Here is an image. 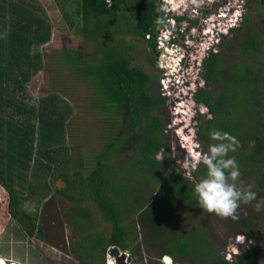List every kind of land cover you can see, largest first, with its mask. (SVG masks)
I'll return each mask as SVG.
<instances>
[{
	"label": "trees",
	"instance_id": "16d2710c",
	"mask_svg": "<svg viewBox=\"0 0 264 264\" xmlns=\"http://www.w3.org/2000/svg\"><path fill=\"white\" fill-rule=\"evenodd\" d=\"M27 1L0 0V184L10 194L9 210L15 221L27 232L36 229L34 216L22 208L24 198L35 197L36 191H29L20 200L17 188L28 185L32 189L39 175L48 178L52 171L62 173L70 167L78 190L56 191L55 195L62 196L76 211L93 203L100 222L111 227L110 235L105 237L91 223V233L79 244L78 253L74 251L79 264H105L107 251L112 247L135 256L144 247L152 255L170 256L177 264L250 263L253 255L260 254L255 245L246 246L234 261H227L212 247L213 242L203 228L183 232L178 222L179 211L195 200V184L189 182L183 170L170 167L168 157L157 160L165 147V127L155 111L165 104V99L152 89L150 77L132 66L128 58L136 50L132 44L125 43L108 52L103 50L102 58L96 62H89L79 52H65V63L72 67L77 78L89 79L94 84V96L105 114V125H111L103 131L104 143L95 158L85 162L76 155L77 159L72 160L65 137L70 111L61 107L60 97L48 94L29 106L24 99L29 84L44 69L43 56L37 50L52 37L50 24L38 15L37 6ZM158 1L112 0L108 4L106 0H72V3L77 7L76 16L83 20L85 38L108 42L113 33L102 30L104 23L99 25L106 18L118 19L122 8L130 14L128 25L124 26L135 25L128 33L145 41L154 32L156 13L161 11ZM95 22L99 30L93 32L89 26ZM243 30L240 28L238 32ZM244 43L246 49L254 40L244 38ZM147 44L156 51L154 39ZM201 77L205 87L196 90L193 97L210 115L198 118L196 138L205 147L212 130L236 137L239 147L229 152L228 157L234 156L239 169L256 178L257 189L264 194V74L253 80L252 72L246 68L225 73L219 57L211 54L202 63ZM212 86H220V90L215 92ZM259 101L261 106L257 110ZM119 116H125V121L119 125L121 136L114 138V126L118 125L115 120ZM128 139L130 156L114 164V152ZM193 173L201 180L206 167L201 164ZM45 184L48 186L47 179ZM47 186L41 193L43 197L52 194ZM84 212L80 211L77 226V218L71 222L77 232L84 229L85 221L88 224ZM255 223L240 220L234 228L252 236L257 228ZM137 226L144 229L141 243L133 241ZM38 230L42 233V229ZM87 250L90 255L85 257L83 252ZM95 255L102 261L93 259Z\"/></svg>",
	"mask_w": 264,
	"mask_h": 264
},
{
	"label": "rangeland",
	"instance_id": "374dc122",
	"mask_svg": "<svg viewBox=\"0 0 264 264\" xmlns=\"http://www.w3.org/2000/svg\"><path fill=\"white\" fill-rule=\"evenodd\" d=\"M223 1L227 2V0ZM30 2L37 6L36 12L38 15L50 24L52 37L48 44L39 47L37 50L43 56L44 69L29 84L24 99L27 100V105L29 106L31 103L37 104L41 97H46L48 94L60 97L62 101L61 107L70 111L65 124V137L72 160L77 159L76 155L85 160V162L95 158L104 143V140H102L103 131L110 128L111 125H105V114L99 109L98 102L94 96V84L89 79L77 78L72 67L67 66L65 63V52H79L89 62H96L103 56L101 51L108 52L111 48L117 49L122 44L130 43L136 47V50L128 55L132 66L143 70L150 77L152 89L155 90V93L158 92L165 99V104L158 107L155 111V114L161 117L165 127V147L158 153L157 160L168 157L170 167L183 170L189 182L196 184L199 179L195 177L193 172L199 169L201 165L194 167L196 157L199 154L203 155L208 152L209 146L217 143V141L209 137L208 142L206 141L207 143L204 145L205 147L199 143L196 138V122L201 116L203 108L192 102L191 91L185 97L186 89L184 86L176 89L175 86L171 85L169 89L163 90L162 78L164 77V71L162 66L166 59H161L162 55L160 57V53L155 55V51L147 44V38L143 41L128 33L129 31L131 33L135 25L131 24L130 28L124 26L126 23L128 25L127 19L130 17L126 9L122 8V17L120 16L118 19L116 17L114 19L106 18L99 25L101 27L104 23L103 26L105 27L102 30H110L113 33V38L105 42L102 39L85 38L83 20L81 17L76 16L77 7L75 3H72V0H29L26 3ZM191 2L200 5L203 2H207V0ZM221 2L222 0H215L213 6L208 5L202 18L220 8ZM241 3L245 6L246 13L243 22L238 24V27L244 30L238 32V29L230 32L226 37L217 38L218 45H215L210 53H216L219 57V65L225 73L231 72L232 69L241 70L246 68L252 72L251 78L258 80L264 74V4L261 0H241ZM158 6L161 9L160 20L166 24L167 17L166 12H164L166 8H164L162 0L158 1ZM189 6L190 4H186L183 7L189 9ZM193 9L191 6V10ZM68 14L69 16H67ZM200 21L191 24L196 25ZM99 27L96 22L91 23L89 30L98 31ZM158 28L156 27V30ZM200 31L201 27L196 35ZM184 34L187 35V31ZM248 37H252L254 44L244 49V38ZM204 53L200 51L197 56L195 54L193 57L200 61V65L204 56L205 58L209 56V52ZM173 58L176 57L172 56L170 60L172 61ZM188 65L191 66V64ZM200 69L201 67L195 66V71ZM166 70L171 74L168 68ZM196 84L197 88L203 87L201 82L198 84V80ZM185 85L188 86L187 83ZM212 89L217 92L220 90V86H212ZM179 90L180 92L177 93ZM176 95H179L182 100H176ZM260 103V101L256 102L257 110H260ZM174 109L179 112V115L173 113ZM198 110L201 112H198ZM207 113L210 112L207 110ZM209 115L205 117L207 118ZM191 116L193 118L189 119ZM190 120V127H188ZM115 121L118 125L114 126L113 137L119 138L121 136L119 125L120 123L124 124L125 116H119ZM113 137L111 138L112 140H114ZM182 138L188 140L184 145L180 142ZM190 140L192 144L189 143ZM129 144L130 140L128 139L123 142L122 146L117 147L112 159L114 164H119L128 158L130 152ZM193 145L199 148L196 149ZM69 169L70 167L62 173L52 171L48 178H45L44 175L43 177L39 175L40 179L34 181L32 189L28 185H25L23 189L17 188L21 193V196H19L20 200L28 196L30 194L28 193L29 191H36V193L32 192V194L36 195L35 197H29L28 200L24 198V201H22L23 211L33 215L35 218L36 229L31 231L32 233L27 232L12 217L9 210L10 194L0 184V258L2 260L11 261L14 264H79L76 259L77 248L83 242L82 240L87 237L88 232L91 233L89 231L92 226L91 223L96 225L98 232L103 233L105 237L110 235L111 227L100 222L99 212L93 203L86 204L83 208L76 211L75 207L62 196L55 195L56 191L74 193L78 190V183H76ZM240 173V179L237 181L238 185L241 182H243L244 186L251 185V190L257 194V201L264 198V194L257 189L256 178L245 172V170H240ZM45 179H47L48 186L45 184ZM45 186L52 189V194L43 197L44 194L41 193L45 191ZM257 201H253L252 205H242L238 210L239 218L232 220L221 219L215 214L204 212L194 200L192 205L181 208L178 222L185 233H189L195 228H203L213 242L212 247L229 261L228 258L230 256L228 254L232 250H237L238 253H243L245 250L243 248L242 252L240 247L232 243L238 236L244 235L237 228H234L236 222L240 220L254 221L257 228L253 235L248 236V238L251 241V245H255L260 254L253 255L252 260L248 264H264V210L260 212L254 210L253 205ZM33 204L35 205V211L26 210V205L31 208ZM159 208L160 205L158 203ZM80 211H85L84 214L88 217V224L85 221L84 229L77 232L71 222L78 217ZM134 223V221L129 222L131 225H134ZM77 224L78 218L76 219V226ZM39 228L42 229V233H39ZM143 231L142 226H137L135 236H133L134 242L141 243ZM74 251H76V254ZM89 252L88 250L84 251L83 256H89ZM127 253L131 257L133 264H152L150 262L152 257H157L156 262L153 264H161V260L164 258V256H159L158 254L152 255L151 250H147L144 247L139 255L135 256L130 252ZM231 254L233 256L231 261H234L236 256L233 253ZM1 259L0 261H2ZM93 259L102 261L101 257L96 255Z\"/></svg>",
	"mask_w": 264,
	"mask_h": 264
},
{
	"label": "clouds",
	"instance_id": "9594fccd",
	"mask_svg": "<svg viewBox=\"0 0 264 264\" xmlns=\"http://www.w3.org/2000/svg\"><path fill=\"white\" fill-rule=\"evenodd\" d=\"M106 1L108 4H111V2H112V0H106ZM175 1L177 2V4H176L177 7H175L171 4H170V6L173 8L172 9L173 10L172 12L174 14L173 17H175L176 22L179 24L181 21H188L190 23L192 22L191 19H189V17H188L191 13V6L193 8L197 7L199 10H201V8H202V10H205L204 12H206L208 5L213 6V3H211V1H209V0H207V2L201 3V5H197L196 3H191L189 6V9L186 11V8L183 7L184 6L183 0H175ZM236 1L232 0V6L230 7V9H234L236 7L238 8V5H237L238 2H236ZM227 2H228V0H227ZM227 2L222 0V2L220 3L221 7L218 8L217 10H215L214 13H218L221 8H224V5ZM238 11H239V13L237 15H234V13L232 15H229V16H232V18L233 17L236 18L235 25L230 27L227 33H221L219 38H221V36L226 37L228 34H230V32L236 31L239 29L238 24H241L243 22L244 16L246 13L245 12V6L243 5V7L241 9H239ZM179 12H182V15H177V13H179ZM204 12H203L202 17L204 16ZM214 13H210L207 16H211ZM197 21L198 20H196L195 22H197ZM165 26H166V24L162 23V21H161V25L159 26V28L157 30L155 29L154 32L151 33V35H153V38H151V39H154L155 43H156V51H155L156 55H158L159 51L157 49V42H156L154 35L157 34L159 32V30L161 28H164ZM191 26L192 25L190 24L187 30H189L191 28ZM201 33H202V37L204 38L205 33L203 34L202 30H201ZM204 40L206 41L205 38H204ZM215 45H218V42L212 46H210V45L204 46V45L198 43L197 46L192 47V50H191L192 52H191L190 56L186 55L183 58V60L187 64H191L192 69L195 70V66L201 67L200 70L196 71L198 73V76H197L195 83H194L195 88H191L189 90V92L191 91L190 93L192 95V102H195L193 96H194L196 90L200 89V87H198V88L196 87V85H197L196 81L198 80V84L201 82L202 86L205 87V83L201 77V72H202V63L206 59L204 56V58L201 60V65H200V61L196 60V62H195L193 57L195 56V54L197 56L198 52H200V51H203L205 53L209 52V56H210L212 54V53H210V51H213L212 48ZM198 47H199V49H198ZM213 55H216V53H213ZM203 87H201V88H203ZM195 103L198 104L197 102H195ZM198 105L201 108H203L202 112L200 110H198V112H201V115H208V113H207L208 109L203 105H200V104H198ZM173 113H178V112H176V110H175V111H173ZM192 118H193V116H191L189 119H192ZM195 122H196V117L194 118V126H195ZM210 136H211V139L214 141H217V143L210 145L208 152L203 154V155H200L198 152L199 155L196 157L194 167H198L200 164H203L206 167V175L204 178L199 180L194 185L193 196L196 200L197 205L204 212L215 214L216 216L220 217L221 219L237 220L239 218L238 217V210L240 209V207L242 205H252L253 201H257V194L251 190V185L244 186L243 182H241L238 185L237 181H239L240 176H241L239 164L236 161L234 156L228 157L229 152L237 151V149L239 147L238 139L236 137L232 136L230 133L222 132L220 130H212L210 133ZM193 137H195V136L193 135ZM183 141H184L183 138L180 139V142L183 143ZM183 145H184V143H183ZM25 207H26V210L35 211V205L34 204L31 206V208H29L27 205ZM253 207H254V210L256 212H260V211L264 210V198L258 200L253 205ZM236 240H237L236 241L237 244H240V250L241 251L246 246L251 245V241L249 240L248 236H246L245 234L243 236H238L236 238ZM239 240H241L242 242L240 243ZM113 248H115V247L108 249L105 264H108V261H111L110 259H108V258H111L109 251ZM116 249H118V248H116ZM119 252L121 253L122 251L119 250ZM231 253H233L234 256L240 254L237 252V250H232ZM165 256H167V255H165ZM167 257H169L172 260V264L175 263L170 256H167ZM111 259H113V258H111ZM113 260L116 261V264H117V260L116 259H113ZM3 261H4V264H14L11 261H6V260H3ZM229 261H231V260H229ZM175 264H177V263H175Z\"/></svg>",
	"mask_w": 264,
	"mask_h": 264
},
{
	"label": "built area",
	"instance_id": "2783aa9c",
	"mask_svg": "<svg viewBox=\"0 0 264 264\" xmlns=\"http://www.w3.org/2000/svg\"><path fill=\"white\" fill-rule=\"evenodd\" d=\"M162 2H163L164 8H166L164 12H166L167 23L164 28H161L159 32L154 35L156 42H157V49L160 53V57L162 55L161 59L163 60L166 59L165 57H167V55H171V54H174L176 57H178L177 62L173 64L174 66L173 69L174 70L176 69V70L175 72H172V74H169L170 72H168L164 68V66L166 65L165 64L166 61L165 62L162 61L164 62L163 63L164 65L162 66V69L164 71L163 73L164 77L162 78L163 90L165 91L169 89L171 85L175 86L176 89L182 88L184 86L186 89V93H188L191 88H195L194 83L198 76V73L194 69H192V67L189 66L183 60V58L186 55L190 56L192 52L191 51L192 47L197 46L198 43L204 46L209 45V43L207 44V42L202 37L201 31L199 32L198 35L196 34L200 27H201V30L203 31V34L206 33V31L210 27V24L213 25L214 22L210 23V21H212L214 18H216L219 21L218 25H221V21L225 22L223 27L229 26L230 28L233 25H235L236 18L234 17L232 18V16L228 18V13H226V11H229L230 7L232 6V0H228V2L224 5V8H221L218 13H214L211 16H206L205 18H202L203 12L205 11V10H202V8L201 10H199L196 7L193 10H191L190 15L188 16L189 19H191L192 21L191 23L195 22L196 20L198 21L201 20L196 25L191 24L188 21H181L180 24L177 23L175 20V17H173L174 15L172 12L173 8L170 6V0H162ZM214 2L215 0H211V3H214ZM237 2H238L237 4L238 8L241 9L243 7V4L239 3L240 1L238 0ZM237 13H239L238 10H237ZM177 15H182V12L177 13ZM190 24L192 26L189 30H187ZM180 26L182 27L180 28ZM205 27H207V29H205ZM229 28H227V31L229 30ZM184 31L185 32L187 31L188 34L185 35ZM220 35L221 33L218 34V36ZM183 37L185 38L183 39ZM151 38H153V35L148 36L147 40H151ZM186 83L188 84V86L185 85ZM179 92L180 90L177 91V93ZM228 256H230V258L228 259L231 260L232 255L229 253ZM120 257L126 258V261H125L126 264H133L132 259L127 252H121ZM128 260H130V263H128ZM114 262L116 264V261ZM167 263H172V260L169 257L165 256L161 260V264H167ZM108 264H113V262L108 261Z\"/></svg>",
	"mask_w": 264,
	"mask_h": 264
},
{
	"label": "bare ground",
	"instance_id": "6f19581e",
	"mask_svg": "<svg viewBox=\"0 0 264 264\" xmlns=\"http://www.w3.org/2000/svg\"><path fill=\"white\" fill-rule=\"evenodd\" d=\"M191 1H200V0H183V5L194 3V2H191ZM234 1H236V0H234ZM238 1H240L239 3H241V0H238ZM170 4L173 5V6H175V7H177L176 6L177 2L175 0H170ZM237 10H239V8L236 7L234 9H230L229 11H226V13H228V16L229 15H232L233 13H234V15H237L238 14L237 13ZM212 22H214L213 23L214 26L212 24H210ZM210 23H209L210 24V27L206 31L204 38L206 39L207 44L209 43V45L212 46V45H214V44L217 43L216 39L219 37L218 34H220V33H227L228 32L227 31V28H229V26L223 27V25H224L225 22H222V21H221V25H218L219 24V21L216 18H214L212 21H210ZM205 29H207V27H205ZM172 56L176 57L174 54L167 55V57H165L166 58V63H165L166 65L164 66L165 69L168 68V70L171 71V74H172V72H175V70H176V69L175 70L173 69L174 68L173 64L177 62V58H178V57L173 58L172 61H171L170 58H172ZM196 60L197 59L194 58V61L195 62H196ZM175 97H176V100H178V101L182 100V98L179 97V95H176ZM185 97H187V93H186ZM180 109H181V106H180ZM184 109H185V107H184ZM178 113H177V115H179ZM190 123H191V120L189 122V125H187L188 127H190ZM183 140H184L183 143H186L188 141L185 138H183ZM189 143L192 144L191 143V140H190ZM193 146L195 147L196 145H193ZM195 148L198 149L199 147H195ZM191 152H193V150H191ZM239 242L241 243L242 241L239 240ZM110 260L113 262V264H115V262H114L113 259L110 258ZM0 262H2V264H4V261L3 260L0 261ZM167 264H172V263H167ZM173 264H175V263H173Z\"/></svg>",
	"mask_w": 264,
	"mask_h": 264
},
{
	"label": "water",
	"instance_id": "95a60500",
	"mask_svg": "<svg viewBox=\"0 0 264 264\" xmlns=\"http://www.w3.org/2000/svg\"><path fill=\"white\" fill-rule=\"evenodd\" d=\"M233 244H235L236 246L240 247V244H237L236 240H234L232 242ZM243 252V251H242ZM110 257L113 259L117 260V264H126V258L125 257H120V252L118 249L113 248L109 251ZM157 260V258L153 257L151 260V263H155ZM128 263H130V260H128Z\"/></svg>",
	"mask_w": 264,
	"mask_h": 264
},
{
	"label": "flooded vegetation",
	"instance_id": "af4514ba",
	"mask_svg": "<svg viewBox=\"0 0 264 264\" xmlns=\"http://www.w3.org/2000/svg\"><path fill=\"white\" fill-rule=\"evenodd\" d=\"M157 4H158V3H157ZM187 10H188V9L186 8V11H187ZM160 13H161V11L156 13V17H157L158 19H157L156 22H155L154 30L156 29V27H159V26L161 25ZM155 55H156V54H155ZM9 206H10V203H9Z\"/></svg>",
	"mask_w": 264,
	"mask_h": 264
},
{
	"label": "snow or ice",
	"instance_id": "6c2138e0",
	"mask_svg": "<svg viewBox=\"0 0 264 264\" xmlns=\"http://www.w3.org/2000/svg\"><path fill=\"white\" fill-rule=\"evenodd\" d=\"M0 264H2V262H0Z\"/></svg>",
	"mask_w": 264,
	"mask_h": 264
}]
</instances>
